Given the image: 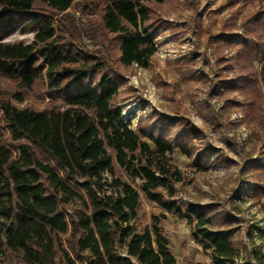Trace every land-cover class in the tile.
I'll return each mask as SVG.
<instances>
[{
	"label": "trees",
	"instance_id": "16d2710c",
	"mask_svg": "<svg viewBox=\"0 0 264 264\" xmlns=\"http://www.w3.org/2000/svg\"><path fill=\"white\" fill-rule=\"evenodd\" d=\"M171 1L92 0L98 19L80 28L68 13L76 0H0V81H9L0 88V264H179L159 226L167 214L193 228L212 264L240 261L232 232L209 230V208L176 201L184 177L173 154L207 171L203 131L156 112L152 132L133 129L122 115L123 69L151 67L155 39L172 26L161 15ZM255 1L241 35L218 37L235 51L226 59L217 49L224 67L209 93L243 97L263 138L264 0L227 5ZM18 30L33 40L8 41ZM84 35L99 48L88 51ZM30 99L48 102L18 106ZM240 171L251 174L250 197L264 202V141ZM141 195L162 212L151 229L139 221ZM243 258L264 264V239Z\"/></svg>",
	"mask_w": 264,
	"mask_h": 264
},
{
	"label": "rangeland",
	"instance_id": "374dc122",
	"mask_svg": "<svg viewBox=\"0 0 264 264\" xmlns=\"http://www.w3.org/2000/svg\"><path fill=\"white\" fill-rule=\"evenodd\" d=\"M91 1L76 0L68 12L80 28L98 19L99 9ZM227 2L173 0L167 3L161 15L172 23L171 29L155 39L158 51L150 68L123 69L127 84L121 88L119 99L124 120L133 129L148 127L152 132L156 125L152 116L156 112L173 118L185 117L203 131V138H198L197 143L202 149L209 146L212 151L209 158H204L207 171L198 172L193 160L178 151L173 154L175 165L184 177L177 185L176 201L182 206L191 202L209 208L212 221L209 230L232 232L235 247L241 253L239 264L243 263L246 252L262 245L264 239V202L257 203L250 197L247 185L251 184V174L240 171L241 159L247 154L258 157L264 134L263 138L255 136L259 133V124L247 120L240 104L244 102L243 97L210 94L209 90L210 79L219 80L217 70L224 67V64L217 66V49L222 50L226 59L235 51L218 37L241 35L243 22L261 4L255 1L230 7ZM22 40L29 43L33 34L21 35L18 30L8 39L10 42ZM82 41L88 51L99 48L88 36L84 35ZM7 82L0 81V88L7 89ZM47 102L30 99L18 106L42 108ZM141 206L139 221L151 229L153 217H159L162 212L143 195ZM159 226L179 264H212L210 252L195 242L193 228L185 221L167 214Z\"/></svg>",
	"mask_w": 264,
	"mask_h": 264
}]
</instances>
